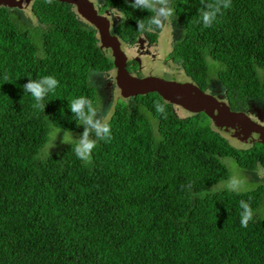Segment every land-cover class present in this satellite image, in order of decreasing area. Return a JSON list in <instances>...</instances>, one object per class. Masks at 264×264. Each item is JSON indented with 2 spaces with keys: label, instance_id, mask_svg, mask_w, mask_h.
Instances as JSON below:
<instances>
[{
  "label": "trees",
  "instance_id": "16d2710c",
  "mask_svg": "<svg viewBox=\"0 0 264 264\" xmlns=\"http://www.w3.org/2000/svg\"><path fill=\"white\" fill-rule=\"evenodd\" d=\"M91 1L101 2V15L119 9L121 22L111 30L122 43L143 36L158 43L155 29L138 30L137 20L150 13L131 8L133 0ZM76 3L30 0L19 8L30 10V23L0 3V264H264V185L210 193L231 175L225 158L256 177L264 145L235 146L206 113L157 90L128 96L110 49ZM205 3L171 0L170 19L183 35L169 57L204 92L216 77L232 111L248 114L250 103L264 101V0H231L210 27L200 17ZM110 72L121 98L110 138L92 134L91 162L78 159L71 144L42 157L52 125L84 131L69 102L84 96L99 109L91 75ZM43 76L59 83L41 111L23 86ZM240 201L254 211L247 227Z\"/></svg>",
  "mask_w": 264,
  "mask_h": 264
},
{
  "label": "rangeland",
  "instance_id": "374dc122",
  "mask_svg": "<svg viewBox=\"0 0 264 264\" xmlns=\"http://www.w3.org/2000/svg\"><path fill=\"white\" fill-rule=\"evenodd\" d=\"M68 1H85V0H68ZM101 5V2L99 1L96 5V7ZM97 8L98 12L99 9ZM14 12L20 17L21 20H24L26 23L31 22V15H30V10H21L17 7L13 8ZM110 16L109 18L111 19V22L113 23L114 26H117L121 22V18L117 12H113L112 10L109 11ZM105 16L106 14H102ZM82 17V16H81ZM85 23L93 27L98 35L99 32L96 28L95 25H93L91 22H89L87 19L82 17ZM108 20V19H107ZM159 33V40L156 45H151L150 47L148 46V42L144 43L147 47L146 50H142L143 47H140L139 44L135 45H127L125 43H122L121 40V45L117 44L115 48L110 49L111 54L115 55V57H120L122 60H124L126 57L128 58H134L135 60L138 61L140 66H144L142 70H144L141 75L144 77H157V78H162L166 81H175L177 83H188L190 79L186 76L185 72L182 70L181 65L178 63H174L173 60L170 59L169 55L172 52V48L174 46V43L180 39L183 35V29L180 26V24H172V21L169 17V19L164 23V26L161 29H155ZM146 38L143 36L142 40L144 41ZM151 44V43H150ZM212 81L214 82L219 88L221 87V83L216 79V77L213 76ZM219 82V83H218ZM91 83L93 86L96 87L98 90V94L100 96V99L102 100L101 106L98 109V119H103L104 116L108 114L109 111H113L115 108V101L118 98H121V92L118 86L114 88V93L112 91L109 92V89L111 86L110 84H113V87L116 83V77L113 72H110L109 74L106 75H101V74H92L91 75ZM213 96H217L214 94V92H211ZM218 98H222L218 97ZM224 102V101H221ZM177 113L180 117H188L190 113L184 112L181 109L176 108ZM250 117L252 120L256 123H258L261 126H264V124L258 120L256 117H254L251 113H249ZM209 123L213 125V127H216L218 131L222 132L225 134V136L237 147L241 149H247L248 145L251 146L250 143H247L244 138H240L236 135V132L233 131V129L229 126L228 124H231L232 122H227L225 124L224 122H219L218 125L212 120L209 119ZM84 132V131H83ZM82 133L80 132H70L74 138H79ZM260 134L258 136L264 138V130H260ZM65 131H60L56 142H55V147H53L50 151L49 154L43 155L44 150L41 153L42 157H47L49 155L61 152L64 148H66L70 144H65L62 142L63 136H64ZM93 138V136H92ZM54 144V141L51 139L49 143L47 144L49 147H51ZM223 162L228 166L230 170V176L234 174L233 171V165L235 166V174L240 176L243 179H246V184L244 189H242L239 192H244V191H250L258 187L259 185H264V179H261L259 176L260 181L258 180L257 177L253 176L249 172H244L241 170V168L237 165V163L230 158H225L223 159ZM230 178V177H229ZM229 180V179H228ZM228 180L222 181L215 186L211 188L210 193L214 192H220V191H229L226 187V184ZM260 183V184H259ZM216 191H213V190Z\"/></svg>",
  "mask_w": 264,
  "mask_h": 264
},
{
  "label": "clouds",
  "instance_id": "9594fccd",
  "mask_svg": "<svg viewBox=\"0 0 264 264\" xmlns=\"http://www.w3.org/2000/svg\"><path fill=\"white\" fill-rule=\"evenodd\" d=\"M48 2L51 3L52 0H48ZM170 3L171 0H133L129 5L131 8L150 13L148 17L137 20L138 30L143 32L146 27L149 30L161 29L173 14ZM202 3H205V0H202ZM230 4L231 0H207L205 7L200 9V17L202 18L204 26L210 27L216 20L218 14L221 13V10L229 8ZM112 11L119 12V9L113 8ZM58 83V80L53 76H43L36 80L29 79L23 86V90L33 97L35 101L32 105L33 108L44 111L45 105L42 101L48 93L53 92L58 87ZM69 105L76 122H79V126L84 127V132L79 138H74L70 132H65L62 142L72 145V150L78 159L85 163H90L93 150L97 143V140L92 138V134L95 133V136L102 140L110 138V117L112 112L109 111L103 119H98L99 112L97 107L94 106L92 100L84 96L73 98L69 102ZM155 107L158 113L165 111L160 103H156ZM60 131L61 129H57L55 125H52V131L49 133V136L54 141V144L51 147L48 145L45 146V155L49 154L51 149L55 147V142ZM232 167L234 174L230 176L226 187L229 191L239 192L244 189L246 179L235 174V166L233 165ZM256 172L261 179H264V168L257 166ZM213 191L216 190L214 189ZM206 194L204 193L202 195ZM239 206L241 209V226L247 227L253 219L254 211L250 204L245 201H240Z\"/></svg>",
  "mask_w": 264,
  "mask_h": 264
},
{
  "label": "water",
  "instance_id": "95a60500",
  "mask_svg": "<svg viewBox=\"0 0 264 264\" xmlns=\"http://www.w3.org/2000/svg\"><path fill=\"white\" fill-rule=\"evenodd\" d=\"M29 1L0 0V3L12 8H23ZM76 4L78 6V13L96 26L104 49L115 48L117 44L121 45L120 39L111 30L112 25L109 19V12L105 16L101 15L91 0L80 1ZM140 42L142 43V41ZM113 58L115 66L119 70L118 84L128 96L134 95L139 91L157 90L172 103L178 104L190 112L206 113L216 125L219 122H224L225 124L232 122L227 126L231 127L238 137L244 138L247 143L264 145V138L258 136L261 133L260 130H264V126L254 122L250 115L246 113L232 111L224 97L218 98L204 92L192 81L177 83L167 82L159 78H147L144 80L133 78L127 70L128 58L126 57L122 60V58L115 57V55H113Z\"/></svg>",
  "mask_w": 264,
  "mask_h": 264
},
{
  "label": "flooded vegetation",
  "instance_id": "af4514ba",
  "mask_svg": "<svg viewBox=\"0 0 264 264\" xmlns=\"http://www.w3.org/2000/svg\"><path fill=\"white\" fill-rule=\"evenodd\" d=\"M95 6L97 5L96 3H94ZM98 8V6L96 7ZM100 10V6L98 8ZM101 14V13H100ZM121 18V17H120ZM110 19V18H109ZM111 20V19H110ZM115 26L113 25L112 23V28H114ZM142 41V43L140 42ZM140 41L137 43L140 45V47H143L142 50H146L147 47L146 45L144 44L145 42L147 43L148 42V46L150 47L152 44L149 43V41L147 39H145L144 41L142 40V38L140 39ZM136 44V45H137ZM130 62L132 63L131 65V68L129 69V72L131 75H137V76H141V73L144 71L142 70V68L144 66H140L138 61L135 60L134 58H129V61H128V66L130 64ZM138 64V65H136ZM106 74H109V73H106ZM106 74H101V75H106ZM214 82L216 81H212L211 82V88L208 90V92L211 94V92H214V94H216L217 96L216 97H226V94L224 93L223 91V88H222V85L221 87L219 88V86H217ZM219 83V82H218ZM109 86H111V88L109 89V92L112 91V93H114V88L117 87V84L115 83L114 87H113V84H110ZM226 101V100H225ZM227 102V101H226ZM251 113L254 117H256L258 120H260L263 124H264V101H255V102H252L250 103V108H249V112L248 114ZM256 177L258 178V180L260 181L259 179V176H258V173L256 172ZM260 184V183H259Z\"/></svg>",
  "mask_w": 264,
  "mask_h": 264
}]
</instances>
